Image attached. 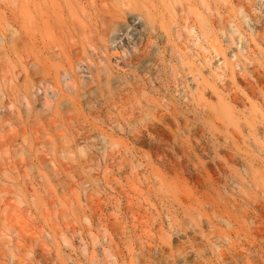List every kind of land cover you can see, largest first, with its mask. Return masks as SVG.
Returning a JSON list of instances; mask_svg holds the SVG:
<instances>
[{
	"label": "rangeland",
	"instance_id": "obj_1",
	"mask_svg": "<svg viewBox=\"0 0 264 264\" xmlns=\"http://www.w3.org/2000/svg\"><path fill=\"white\" fill-rule=\"evenodd\" d=\"M0 264H264V0H0Z\"/></svg>",
	"mask_w": 264,
	"mask_h": 264
},
{
	"label": "bare ground",
	"instance_id": "obj_2",
	"mask_svg": "<svg viewBox=\"0 0 264 264\" xmlns=\"http://www.w3.org/2000/svg\"><path fill=\"white\" fill-rule=\"evenodd\" d=\"M2 69V68H1ZM3 70V69H2ZM5 76V75H4ZM5 78V77H4ZM4 82V81H3ZM3 91V90H2Z\"/></svg>",
	"mask_w": 264,
	"mask_h": 264
}]
</instances>
